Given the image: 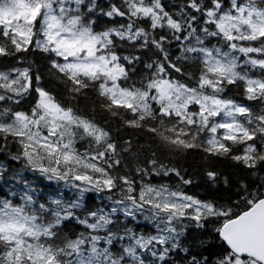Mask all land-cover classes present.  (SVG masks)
Instances as JSON below:
<instances>
[{
  "label": "snow or ice",
  "instance_id": "obj_1",
  "mask_svg": "<svg viewBox=\"0 0 264 264\" xmlns=\"http://www.w3.org/2000/svg\"><path fill=\"white\" fill-rule=\"evenodd\" d=\"M30 53L44 54L68 99L92 89L105 119L258 176L264 0H0V182L20 186L18 203L0 198V264H264V178L241 182L235 201L188 194L192 178L155 153L141 162L131 137L118 142L47 89ZM138 63L147 71L129 83ZM232 86L251 103L226 96ZM25 172L54 194L38 198ZM170 176L175 186L152 181Z\"/></svg>",
  "mask_w": 264,
  "mask_h": 264
},
{
  "label": "trees",
  "instance_id": "obj_2",
  "mask_svg": "<svg viewBox=\"0 0 264 264\" xmlns=\"http://www.w3.org/2000/svg\"><path fill=\"white\" fill-rule=\"evenodd\" d=\"M106 21L101 19L98 24V27H103ZM118 51L122 55L129 54V49L121 48ZM172 51L174 55H179L178 49L175 46H172ZM142 55L143 60H147L149 57H152L151 52L148 53H136ZM29 59L33 62V72H37L41 75V83L53 93H60V98L64 100L66 104H69L83 113L91 116L96 115L98 121L102 122V126L106 127L111 131L113 138L118 142H121L123 138L131 137L133 140V147L137 153L140 154V161L143 162L145 158L150 157L152 153L156 154V158L167 164L169 166H174L181 171L186 177L192 178L194 183L189 186H183L184 191L190 195H195L202 199L215 200L217 202H228L235 201L239 199V184L241 182L249 185L250 188H254L259 185L260 178H264V170L259 171L258 176H251L248 174V170L244 169L242 165H238L235 162L231 161L228 158H217V157H207L205 153L199 150H188L180 153H175L169 150V148L164 145L158 138L154 137L151 133L144 131L126 129L120 126L119 121L112 119H105L104 114L99 109V99L97 98L96 93L92 89L85 90L87 97L81 96L76 99H68L64 95L63 86L60 85L54 78H52L48 73L49 64L44 54L42 53H30ZM155 58V57H153ZM136 72L131 74L132 81L139 82L140 78L147 71L143 68L142 63L136 64ZM226 96L234 98L239 103L249 104L251 102L246 101L242 94H239V90L234 86L230 87L225 93ZM34 102V98L30 97L28 102H25L22 105V110H27L31 103ZM93 108H95V113H93ZM0 159H5L3 156H0ZM11 166L15 169H19V165L15 162H9ZM126 163L130 166L134 161L129 158ZM207 170H214L219 174V182L216 185H211L207 181L205 175ZM123 171V169H122ZM25 177L36 186L39 191L37 192V197L40 196L47 197L50 194H54V191L57 189V185L48 184V182L43 179L35 176L33 173L25 172ZM224 179H227L228 183H224ZM152 181L154 183H168L172 186L177 184V178L175 176L170 177H153ZM16 189L20 190V186L15 184H5L0 182V198H9L13 199L14 202H19L18 197L11 196V190ZM68 195H71L69 193ZM101 201L99 198L93 196L90 200V204H99ZM141 230H147L149 228L146 224L139 225ZM213 225L209 224L208 228L201 233L205 237H208L212 234ZM69 230L72 232H78L81 229L76 225H69ZM196 231V230H193ZM219 249L213 248L209 249L205 254L217 253Z\"/></svg>",
  "mask_w": 264,
  "mask_h": 264
},
{
  "label": "rangeland",
  "instance_id": "obj_3",
  "mask_svg": "<svg viewBox=\"0 0 264 264\" xmlns=\"http://www.w3.org/2000/svg\"><path fill=\"white\" fill-rule=\"evenodd\" d=\"M38 195V194H37Z\"/></svg>",
  "mask_w": 264,
  "mask_h": 264
}]
</instances>
